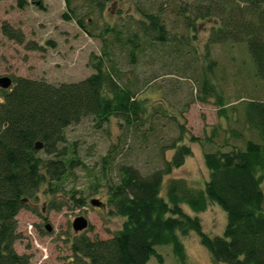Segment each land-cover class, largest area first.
<instances>
[{"label": "trees", "instance_id": "trees-1", "mask_svg": "<svg viewBox=\"0 0 264 264\" xmlns=\"http://www.w3.org/2000/svg\"><path fill=\"white\" fill-rule=\"evenodd\" d=\"M16 1L20 8L28 4L27 0ZM74 1L86 3V12L72 7ZM111 1L64 0L66 12L62 18L74 21L83 33L101 42L100 54L90 56L93 74L61 84L13 77L9 88L0 87V264L30 263V255L15 249L21 238L17 216L22 210H30L28 202L37 200L42 190L55 198L48 203L50 210H60L69 202L76 208L85 206L82 192L76 186L69 187L78 178V171L93 172L87 190L96 194L104 189L103 205L125 221L110 239H91L77 233L70 244L72 264H149L152 258L162 263L157 250L161 246L172 247L177 264H189L180 236L190 232L198 235L215 264H264V145L248 139L243 147L233 145L231 139H244L242 130L223 131L219 126L202 139L189 134L184 124L171 117L179 135L160 147V167L144 173L135 164L118 159L132 150L126 145L129 139L146 143L151 135L158 136L160 116L166 117L168 112L167 106L153 108L148 99L140 98V80L126 76L122 66L131 67L133 74V68L145 57L151 61L161 55L165 62L171 58L175 64L167 74L194 78L198 86L195 100L213 104L220 118L230 119L225 97L213 81L218 65L211 56L212 47L245 43L256 76L264 82V0L187 1L177 9L188 30L183 36L170 32L165 17L169 4L159 0H150L148 7L138 9L141 19L127 17L121 25L105 24L98 30L95 21L102 18ZM38 7L43 9L42 2ZM208 19L214 25L204 45V64L192 71L193 59L190 52H185L189 33L197 32L198 21ZM1 30L10 40L25 41L22 31L7 23ZM30 46L39 49L34 43ZM158 77L153 75L144 86L151 87ZM239 102H243V127L257 132L264 143V99ZM231 110L235 117L237 108ZM88 118L98 130L117 119L121 130L118 143L109 147L95 171L74 144L65 145L66 129ZM221 131L227 135L219 144ZM186 138L211 149L203 154L208 170L203 187L182 178L164 181L192 155L190 146L184 143ZM37 143L41 148L36 149ZM168 151H173L170 159L165 157ZM59 195L61 200L57 202ZM211 203L226 214L220 236L207 235L200 219L183 208L199 214Z\"/></svg>", "mask_w": 264, "mask_h": 264}, {"label": "rangeland", "instance_id": "rangeland-1", "mask_svg": "<svg viewBox=\"0 0 264 264\" xmlns=\"http://www.w3.org/2000/svg\"><path fill=\"white\" fill-rule=\"evenodd\" d=\"M149 1L112 0L106 5L102 18L98 22L95 21L97 29L105 24L121 25L127 17L141 19L138 9L148 7ZM159 1L169 4L165 17L170 32L173 35H186L188 30L177 9L192 0ZM40 2L43 9L38 7ZM27 3L25 8H20L16 0L0 1V78L24 77L61 84L78 82L93 74L90 56L100 54L101 42L83 33L74 21H65L62 18L66 12L64 0H27ZM74 6L82 12L87 10L86 3L82 4L81 1L72 2V7ZM4 23L22 31L25 37L23 44L3 35L1 27ZM213 25L210 19L198 21L197 32L189 33L185 52H190V58L193 59L190 60L192 71L204 64V45ZM30 43H34L39 49H31ZM211 56L218 65L213 81L225 97L230 119L220 118L217 107L213 104H202L195 100L198 86L194 78L189 80L178 74H167L171 73L172 65L175 64L171 58L170 62L167 60L165 62L161 55L151 61L145 57L137 68H133V74L130 73L131 67L122 66L124 71H127L126 76L133 80L137 77L140 80L137 84L140 88L137 92L139 97L148 99L150 107L153 108L158 105L167 106L168 112L166 117L160 116L158 136L151 135L146 143H141L135 138L129 139L126 145L133 148L132 150L128 148L123 158L120 154L119 161L133 163L144 173L160 167L162 164L158 155L160 147L169 145L172 139L179 135L176 122L171 117H176L184 124L189 134L202 139L209 135L215 126H219L223 131L242 130L244 139H231L233 145L243 147L247 139L264 145L259 134L245 130L242 123L243 102H239L240 99H264V82L256 76L255 65L247 45L245 43L216 45L212 47ZM155 74L159 75L158 79L151 87L146 88L145 81ZM233 107L237 108L235 117L232 115ZM118 124L117 119H112L103 130H98L91 119H84L66 129L65 145L69 147L74 144L82 159L95 171L100 158L106 155L109 147L118 143L121 135ZM223 131L217 138L219 144L227 135ZM184 143L190 146L192 155L186 159L182 168L173 171L164 181L169 178H182L192 185L203 187L208 180L203 154L205 150L211 149L210 147L204 149L200 144L191 143L189 138H186ZM172 154L173 151H168L165 157L170 159ZM92 173L78 171V178L75 182L69 183V187L76 186V189L82 192L85 206L76 208L74 203L69 202L68 206L60 210H50L48 203L55 198L44 194L42 190L37 200L28 202L30 210L20 211L17 221L21 238L16 242L15 249L19 254L31 256L29 264H72L70 244L77 234L73 229V222L77 217L82 216L88 220V228L79 234L84 233L91 239H110L121 229L124 218L112 215L106 205L99 208L91 205L93 199L106 203L104 189H100L96 194L87 190ZM261 187L264 192V182ZM60 197L61 195L57 197V202L61 200ZM183 208L190 216H197L200 219L203 231L210 237L223 234L227 218L218 205L211 203L205 212L199 214L193 213L187 206ZM47 226L50 227V231L47 230ZM180 238L185 246L189 264H215L196 233L190 232ZM157 250L162 257V263L152 258L149 264H177L171 246H161Z\"/></svg>", "mask_w": 264, "mask_h": 264}, {"label": "water", "instance_id": "water-1", "mask_svg": "<svg viewBox=\"0 0 264 264\" xmlns=\"http://www.w3.org/2000/svg\"><path fill=\"white\" fill-rule=\"evenodd\" d=\"M11 79L8 77L0 78V87L3 89H7L11 86ZM41 148V145L39 143L36 144V149ZM91 205L93 207H102L103 203L97 199H93L91 201ZM88 220L84 217H77L73 222V229L76 233L82 232L88 228ZM48 231H50V227H46Z\"/></svg>", "mask_w": 264, "mask_h": 264}]
</instances>
